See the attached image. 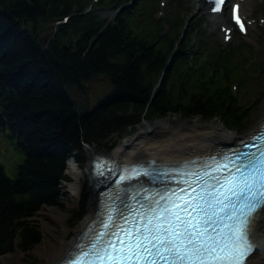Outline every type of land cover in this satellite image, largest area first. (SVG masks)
<instances>
[{"label":"trees","instance_id":"1","mask_svg":"<svg viewBox=\"0 0 264 264\" xmlns=\"http://www.w3.org/2000/svg\"><path fill=\"white\" fill-rule=\"evenodd\" d=\"M88 2L0 0V130L14 135L24 155L15 179L0 168V256L42 242L34 218L43 206L60 208L68 160L85 163V145L120 140L144 119L171 115L219 120L234 132L248 122L229 87L210 90L215 79L193 73L181 56L155 90L173 39L157 42L124 22L84 20L76 13ZM68 17L67 25L44 36ZM100 82L107 93L93 96ZM87 200L88 194L76 220L86 217Z\"/></svg>","mask_w":264,"mask_h":264},{"label":"snow or ice","instance_id":"2","mask_svg":"<svg viewBox=\"0 0 264 264\" xmlns=\"http://www.w3.org/2000/svg\"><path fill=\"white\" fill-rule=\"evenodd\" d=\"M212 2L220 13L225 0ZM238 7L233 18L245 32ZM240 144L242 151L174 170L175 187L130 196L125 188L124 197H106L98 222L81 234L64 264H246L258 247L255 226L264 210V123ZM117 168L118 186L151 171L93 158L98 177Z\"/></svg>","mask_w":264,"mask_h":264},{"label":"bare ground","instance_id":"3","mask_svg":"<svg viewBox=\"0 0 264 264\" xmlns=\"http://www.w3.org/2000/svg\"><path fill=\"white\" fill-rule=\"evenodd\" d=\"M252 8L253 5H249L247 10ZM210 20L215 26L216 21ZM226 23L227 19L224 17L222 24ZM262 123H264V113L256 117L250 131L243 136L237 135L234 131L225 130L215 121L209 123L200 120L193 125H189L188 121L182 123L159 122L150 126L146 124L142 126V131L139 134L121 144L112 155L100 150L97 145L90 146L87 149L88 171L91 175L90 167H93L94 156L107 159L115 164L123 162L143 165H149L155 161L181 164L191 159H206L219 151L224 152L234 148L241 140L256 133ZM81 172L82 175L76 179L70 171L66 172L73 178V181L62 186L63 193H69L74 202L83 192L87 182L85 177H90L88 173L86 176L82 170ZM96 182L97 180H93L92 177V187L88 193L90 196L88 215L74 230L69 227V214L48 206H44L40 212L45 235L42 244L35 249L34 253L44 260V264H62L75 248L81 234L96 219L100 200V192L95 187ZM255 240L258 247L248 258L247 264H264V212L256 222ZM22 257L23 255L19 251L12 255H3L0 256V264H28L22 261Z\"/></svg>","mask_w":264,"mask_h":264},{"label":"rangeland","instance_id":"4","mask_svg":"<svg viewBox=\"0 0 264 264\" xmlns=\"http://www.w3.org/2000/svg\"><path fill=\"white\" fill-rule=\"evenodd\" d=\"M103 16H108L111 17L113 15V11L112 9H106L104 11H101ZM94 95L96 96V94H98V96L104 95L107 93V88H106V83H96L94 90H93ZM91 96V98L93 97ZM95 100V99H94ZM93 100V101H94ZM264 113V99L262 100L261 104L257 107L254 108L252 110V112H250L249 114V118H248V122L246 123V127L245 129H243L242 131H238V132H234L237 135H246L253 123L255 122L256 117L260 116V114L262 115ZM146 121H144V123L142 124V122H140V124H138V128L135 131L130 132L129 134H127L124 138L117 140L116 138H114L111 142H102L99 144H94L97 145L99 147L100 150L104 151L105 153L112 155L114 154L115 150L121 145L126 143L127 141L131 140L132 138H134L137 134H139L142 131V126L149 124V126L151 124H157V123H182L185 121L190 122L189 125H193L195 122H199L200 120H202L203 122H218L220 124V126H223L225 130H228L227 128H225V126L219 121V120H211V121H206L201 119L200 117H190V118H183L180 115H171L165 119H156V120H147L144 119ZM142 124V125H141ZM153 129V128H152ZM229 131V130H228ZM117 141V142H116ZM1 143L4 144L3 146H1ZM93 146V144H87L84 147V151L86 153L87 156V160L85 163H78L79 166L81 167V170L85 173V175L87 176L88 172V164H89V159H88V153H87V149ZM24 162V155L18 151L16 149L15 144L9 140L8 138H5L4 136L0 135V165H2L5 169V173L9 178H16L17 177V173H18V167ZM69 176V180L63 181L61 183L60 189L62 191V195H63V199L61 201V206L59 207H52L53 209L56 208L58 210H60L61 212H65L67 214H69V227L71 228V230H74L78 225H80L84 220H76L75 218L78 216L77 215V211L80 208V206L82 205L83 199L87 196V194L89 193V191L91 190L92 185L90 184L89 181V176H87V178L85 177V179H87L86 184L84 185V189L83 192L81 193V196L76 198L75 202L72 200V196L68 193H63L62 190V186L65 183H70L73 181V178L68 174ZM88 183V184H87ZM88 187V190H87ZM89 196V195H88ZM88 201V207L90 206V196H89V200ZM44 208V206L40 209V211L37 213V215L35 216V220L38 221L41 230H42V234H43V239H44V226H43V221L40 217V212L42 211V209ZM88 215V212H87ZM86 215V216H87ZM86 218V217H85ZM84 218V219H85ZM42 239V242H43ZM42 242L39 244L41 245ZM37 245L36 247H34L31 251L29 252H23L20 249L16 248L15 251L10 252L8 254L5 255H12L15 254L16 252H21L23 257H22V261L28 264H44V260L36 255V253H34L35 249L39 246Z\"/></svg>","mask_w":264,"mask_h":264},{"label":"clouds","instance_id":"5","mask_svg":"<svg viewBox=\"0 0 264 264\" xmlns=\"http://www.w3.org/2000/svg\"><path fill=\"white\" fill-rule=\"evenodd\" d=\"M69 168L66 169V172L70 171L73 175L74 179L78 178L80 175H82L80 166L73 158H69L68 161Z\"/></svg>","mask_w":264,"mask_h":264}]
</instances>
